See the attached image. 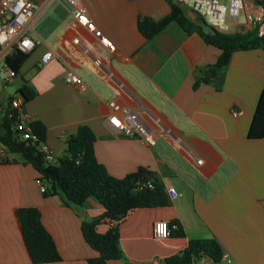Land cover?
Instances as JSON below:
<instances>
[{
	"label": "crops",
	"instance_id": "obj_1",
	"mask_svg": "<svg viewBox=\"0 0 264 264\" xmlns=\"http://www.w3.org/2000/svg\"><path fill=\"white\" fill-rule=\"evenodd\" d=\"M38 2L40 8L27 28L38 43L15 77L7 83L0 77V113L28 87L35 95L23 110L28 120L44 124L45 142L56 161L65 154L67 135L86 124L96 137L95 157L109 174L121 178L145 167L158 182L180 192L168 206L128 212L117 225L122 258L108 264H151L154 258L180 252L190 239L209 237L219 242L223 259L196 264H264V138L248 137L264 86V51L233 52L217 78L193 88L205 68L215 62L219 49L195 32L187 34L175 21L150 39L137 28L139 17L165 16L168 0H78L114 41L112 52L72 16L69 0ZM246 2L256 10L257 1ZM186 14L195 18L188 10ZM228 21L229 32L250 30L243 15ZM45 51L53 57L41 64ZM93 58L100 59L103 68L95 66ZM67 69L83 79L84 88L64 82ZM119 81L161 117L182 143L162 134L150 146L137 135L112 128L107 122L111 100L123 110L138 108ZM142 116L158 134L161 127ZM20 207L40 211L59 261L32 262L16 215ZM102 212L94 197L82 205H67L59 192L44 195L37 171L24 164L20 154L0 156V264H88L96 251L84 240L81 223ZM157 220L177 221L184 236L154 237ZM107 228L103 223L97 226L99 232Z\"/></svg>",
	"mask_w": 264,
	"mask_h": 264
},
{
	"label": "trees",
	"instance_id": "obj_2",
	"mask_svg": "<svg viewBox=\"0 0 264 264\" xmlns=\"http://www.w3.org/2000/svg\"><path fill=\"white\" fill-rule=\"evenodd\" d=\"M168 3L169 12L165 16L158 20L139 17L137 28L146 39H150L169 22L175 21L187 34L195 32L205 43L219 49L215 62L205 68L204 75L194 82L193 88L217 78L219 72L228 65L233 52L255 48L264 51V32L258 33V25L241 32H219L204 24L199 17L189 18L186 9L172 0H168ZM28 56L29 53L14 49L5 56V62L18 73ZM20 94L25 103L35 95V91L23 87ZM16 120L8 107L0 113V146L5 152L20 154L24 164L33 166L38 179L49 185L45 186L44 195L59 192L67 205H82L89 197H94L102 205L101 214L81 223L84 240L96 251V255L87 260L88 264H108L111 260L122 258L117 225L128 212L136 208L170 204L171 199L164 185L145 167H138L121 178L109 174L95 157L96 137L88 125H79L74 133L67 135L65 154L52 164L45 160L39 149V144L45 141L44 124L40 120H28L36 139H22L18 131L13 129ZM248 137L264 138V86L249 126ZM147 181H151L152 187H139L138 184ZM16 215L32 262L59 261L60 255L52 236L42 224L40 211L36 207H20ZM111 222L116 224L109 226ZM170 222L177 223L174 220ZM101 223L108 226L104 232L97 230ZM177 225L178 228L170 237L184 236L182 228ZM201 256L212 262L220 261L222 248L215 237L190 239L180 252L165 257L164 264H196Z\"/></svg>",
	"mask_w": 264,
	"mask_h": 264
},
{
	"label": "built area",
	"instance_id": "obj_3",
	"mask_svg": "<svg viewBox=\"0 0 264 264\" xmlns=\"http://www.w3.org/2000/svg\"><path fill=\"white\" fill-rule=\"evenodd\" d=\"M72 5V16L90 31L98 40V42L106 48L109 52L115 50L114 41L105 35L100 28L96 26L94 21L90 19L85 9L79 4L78 0H69ZM174 3L184 7L186 10L199 17L204 24L216 29L219 32H229L230 23L228 19L236 20L237 17L243 15L244 23H247L250 29L258 25V33L264 32V0L257 2L256 10H251L247 5L246 0H172ZM40 8L38 0H0V77L3 83L9 82L17 75L6 62L5 56L14 49L23 53L31 52L37 41L33 39L27 32L30 20L35 12ZM258 23V24H257ZM86 51V50H85ZM53 57L51 51H45L41 58L40 63L45 64ZM95 66L103 68L100 59L93 58ZM107 76L114 78V74L105 69ZM64 82L67 85L84 88L85 82L73 70L67 69L64 76ZM121 90L127 92L131 100L137 105V111L123 110L114 101H110L109 105L111 111L107 117L109 125L126 135H137L140 141L146 145H153L157 135H167L172 137L177 143H182L181 138L176 135L173 130L165 125L158 115L145 107L140 99L131 94L124 83L117 82ZM24 99L19 94L10 99L7 107L13 111L17 118L13 129L18 131L22 139L36 137L31 133V128L28 123L27 115L23 110ZM144 113L147 117L152 119L154 123L161 127L158 134L153 133L145 124L142 116ZM236 111L232 114L236 115ZM39 149L43 153L46 161L54 163L56 158L49 147L43 141L39 144ZM5 150L0 146V156L4 157ZM196 158V157H195ZM196 162L200 163L201 159L196 158ZM39 180V179H38ZM139 187L147 186L152 187L151 181L144 184H138ZM165 191L170 199L175 198L180 194L176 187L173 185H166ZM39 189L41 192L45 191V184L39 180ZM116 223L111 222L109 226H114ZM178 228L177 223L157 220L153 223L152 232L156 238L170 237L171 233ZM221 259H223L221 257ZM220 259V260H221ZM209 259L201 256L198 262L205 263ZM229 261V260H228ZM151 264H164V258H154Z\"/></svg>",
	"mask_w": 264,
	"mask_h": 264
},
{
	"label": "rangeland",
	"instance_id": "obj_4",
	"mask_svg": "<svg viewBox=\"0 0 264 264\" xmlns=\"http://www.w3.org/2000/svg\"><path fill=\"white\" fill-rule=\"evenodd\" d=\"M187 15H188V14H187ZM195 17H196V16H195ZM4 86L6 87V85H4ZM52 164H55V163L52 162Z\"/></svg>",
	"mask_w": 264,
	"mask_h": 264
},
{
	"label": "water",
	"instance_id": "obj_5",
	"mask_svg": "<svg viewBox=\"0 0 264 264\" xmlns=\"http://www.w3.org/2000/svg\"><path fill=\"white\" fill-rule=\"evenodd\" d=\"M37 144V143H36Z\"/></svg>",
	"mask_w": 264,
	"mask_h": 264
}]
</instances>
